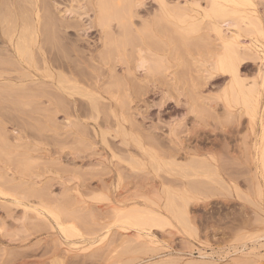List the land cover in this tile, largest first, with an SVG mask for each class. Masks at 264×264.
I'll use <instances>...</instances> for the list:
<instances>
[{"label":"bare ground","instance_id":"1","mask_svg":"<svg viewBox=\"0 0 264 264\" xmlns=\"http://www.w3.org/2000/svg\"><path fill=\"white\" fill-rule=\"evenodd\" d=\"M184 1L180 4L172 0H0V149L30 146V141L23 139L34 134L26 130V125L40 120L43 111L52 110L63 113L64 127L69 128L57 141H64L67 132L68 137L84 141L83 135L91 127V135L112 153L116 150L125 153L121 157L124 168L132 171L149 164L155 169L162 165L169 170L183 169L181 184L209 191L213 176L217 182L223 180L219 155L208 146L198 148L194 144V155L186 148L205 136L204 126L209 124L207 120L201 124L198 117L201 120V113L214 112L211 109L215 102L221 101L226 118L246 117L254 136L252 141L255 140L257 166L264 172V18L252 0H206L204 6L201 0ZM154 2L157 9L148 10ZM140 11H145L146 16H141ZM136 17L140 18L137 22ZM201 25L208 27L206 35L213 39L207 42L206 56L200 61L201 85L206 83L205 79L227 80L215 85L218 95L203 98L199 95L202 86L195 83L196 75L191 73L195 93L192 102L188 98L184 101L188 112L200 116L188 127L186 113L170 121H163L157 114L153 122L150 108L161 107L167 101L184 107L180 103L183 100L180 86L172 76L177 69L171 68L187 64L171 62L170 36L174 31L184 38L190 31L196 33ZM95 30L99 42L90 48L88 39ZM184 44L187 51L190 45ZM255 60L256 71L248 78L241 69ZM157 94L160 98L155 101ZM43 116L48 125L51 116ZM143 119L152 121L145 127ZM102 120L106 122L105 128ZM110 122L114 123L113 137L119 138L118 144L108 140ZM7 124L18 132L10 134ZM158 130H166L165 135ZM183 133L190 141L186 146L179 136ZM38 138L52 137L40 132ZM186 157L195 163L189 161L185 166L186 162L181 160ZM188 166L187 171L184 167ZM8 171L0 162V178ZM114 171L121 182L119 171ZM17 173L12 171V176L24 181L25 177ZM163 187L166 190L163 209L175 218L184 219V212L176 202L177 197H183L173 195L164 184ZM30 194L46 197L43 191L33 190ZM8 195L0 188V199L18 201L15 196L7 198ZM116 209L118 213L123 210ZM133 210L140 213L137 224L159 216L158 211L147 207Z\"/></svg>","mask_w":264,"mask_h":264},{"label":"rangeland","instance_id":"2","mask_svg":"<svg viewBox=\"0 0 264 264\" xmlns=\"http://www.w3.org/2000/svg\"><path fill=\"white\" fill-rule=\"evenodd\" d=\"M252 1L264 18V0ZM201 4L204 6L206 0H201ZM156 5L154 2L148 10H156ZM145 13L139 12L141 16H146ZM139 19L134 18L135 22ZM208 30L201 25L196 33L190 31L184 38L174 31L171 34V62L187 64L171 68L177 69L172 76L180 86L183 94L180 103L184 107L167 101L161 107L150 108L153 122L157 114L163 121H170L186 113L188 127L200 116L188 112L184 98L192 102L195 93L191 73L196 75L195 83L201 85L200 61L206 56L207 42L213 40L206 35ZM89 38L88 46L92 48L99 42L98 31H93ZM184 43L190 45L187 48L190 53L184 50ZM256 62L242 67L248 78L254 76ZM205 80L199 95L214 98L219 90L215 85L227 78ZM159 98L157 94L154 99ZM211 110L214 112L209 115L201 113V120L198 117L201 124L203 120L209 124L204 126L205 136L184 147L194 155V144L198 148L208 146L219 155L224 181L217 182L213 176L209 191L181 184L183 169L169 170L164 165L155 169L149 164L132 171L124 168L125 153L118 150L112 153L91 135V127L86 129L84 141L68 137L70 132L64 141H57L69 129L64 127L63 113L43 111L51 116L48 125L40 113V120L25 127L37 136L23 139L29 140L30 146L0 149V162L10 170L0 178V188L10 193L7 198H18L17 203L0 199V264H264V172L257 166L254 136L245 116L237 119L224 116L221 101H216ZM104 116L107 117V112ZM150 121L143 119V126ZM100 122L105 128L106 122ZM109 126L108 140L118 144L119 138L113 137L114 123ZM7 129L10 134L18 132L11 124H7ZM40 132L52 138L42 140L38 138ZM158 132L165 135L166 130ZM183 135L179 134L186 146L190 141ZM181 161L186 162L185 166L195 163L188 157ZM184 168L188 171L190 167ZM114 170L119 171L121 182ZM12 171L23 175L24 181L12 176ZM163 184L173 195L183 197H177L176 202L184 212V219L175 218L163 209L166 191ZM33 190L43 191L46 197L30 194ZM117 207L123 210L118 213ZM144 207L155 209L159 216L137 224L140 213L133 209Z\"/></svg>","mask_w":264,"mask_h":264}]
</instances>
